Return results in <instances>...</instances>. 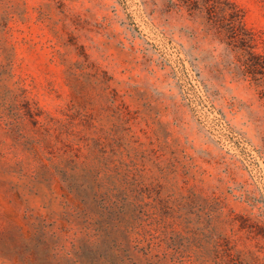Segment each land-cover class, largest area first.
I'll use <instances>...</instances> for the list:
<instances>
[{
  "label": "rangeland",
  "instance_id": "1",
  "mask_svg": "<svg viewBox=\"0 0 264 264\" xmlns=\"http://www.w3.org/2000/svg\"><path fill=\"white\" fill-rule=\"evenodd\" d=\"M189 1L0 0V264H264V98Z\"/></svg>",
  "mask_w": 264,
  "mask_h": 264
},
{
  "label": "trees",
  "instance_id": "2",
  "mask_svg": "<svg viewBox=\"0 0 264 264\" xmlns=\"http://www.w3.org/2000/svg\"><path fill=\"white\" fill-rule=\"evenodd\" d=\"M201 3L210 25L223 34L229 47L245 57L244 74L261 88L264 98V52L256 51L254 33L246 25L243 11L231 0H192L189 8L200 9Z\"/></svg>",
  "mask_w": 264,
  "mask_h": 264
}]
</instances>
